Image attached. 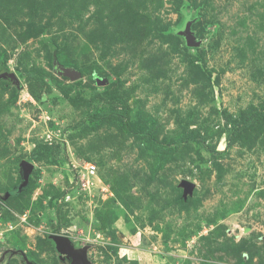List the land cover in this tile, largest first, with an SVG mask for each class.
Returning a JSON list of instances; mask_svg holds the SVG:
<instances>
[{"label":"rangeland","instance_id":"374dc122","mask_svg":"<svg viewBox=\"0 0 264 264\" xmlns=\"http://www.w3.org/2000/svg\"><path fill=\"white\" fill-rule=\"evenodd\" d=\"M55 234L264 264V0H0V264H72Z\"/></svg>","mask_w":264,"mask_h":264},{"label":"water","instance_id":"95a60500","mask_svg":"<svg viewBox=\"0 0 264 264\" xmlns=\"http://www.w3.org/2000/svg\"><path fill=\"white\" fill-rule=\"evenodd\" d=\"M191 45H194V38L190 36ZM64 73L69 76L71 79H76L80 77V73L76 72L72 69H67ZM2 77L9 78L17 83H20L18 76L14 72H6L3 71L1 74ZM33 169V164L27 160L22 162V170H23V182L19 185V189H23L25 186L28 185L30 181L31 171ZM187 187L190 188V185L187 184ZM54 239L57 249L62 255H67L68 257L72 258V264H89L87 257H86V249L85 248H74L70 243L69 239L63 235H52ZM27 259V257L25 256ZM30 263V262H29ZM31 264V263H30ZM35 264V263H32Z\"/></svg>","mask_w":264,"mask_h":264},{"label":"built area","instance_id":"2783aa9c","mask_svg":"<svg viewBox=\"0 0 264 264\" xmlns=\"http://www.w3.org/2000/svg\"><path fill=\"white\" fill-rule=\"evenodd\" d=\"M87 173L90 174H95L96 172V166L94 164L89 163L87 166ZM90 181L88 180L87 183H84L85 185H88Z\"/></svg>","mask_w":264,"mask_h":264},{"label":"trees","instance_id":"16d2710c","mask_svg":"<svg viewBox=\"0 0 264 264\" xmlns=\"http://www.w3.org/2000/svg\"><path fill=\"white\" fill-rule=\"evenodd\" d=\"M5 70L7 69V68H4ZM24 190V189H23Z\"/></svg>","mask_w":264,"mask_h":264},{"label":"flooded vegetation","instance_id":"af4514ba","mask_svg":"<svg viewBox=\"0 0 264 264\" xmlns=\"http://www.w3.org/2000/svg\"><path fill=\"white\" fill-rule=\"evenodd\" d=\"M65 257H67V255H65Z\"/></svg>","mask_w":264,"mask_h":264}]
</instances>
